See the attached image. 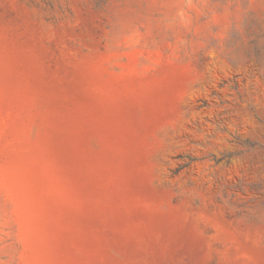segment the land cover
<instances>
[{
    "label": "rangeland",
    "instance_id": "1",
    "mask_svg": "<svg viewBox=\"0 0 264 264\" xmlns=\"http://www.w3.org/2000/svg\"><path fill=\"white\" fill-rule=\"evenodd\" d=\"M0 264H264V0H0Z\"/></svg>",
    "mask_w": 264,
    "mask_h": 264
}]
</instances>
